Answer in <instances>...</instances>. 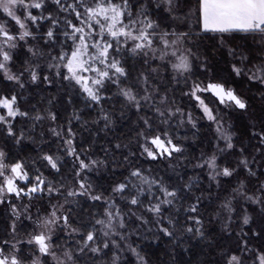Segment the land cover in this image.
Listing matches in <instances>:
<instances>
[{
  "label": "snow or ice",
  "instance_id": "obj_1",
  "mask_svg": "<svg viewBox=\"0 0 264 264\" xmlns=\"http://www.w3.org/2000/svg\"><path fill=\"white\" fill-rule=\"evenodd\" d=\"M180 252L264 264V0H0V264Z\"/></svg>",
  "mask_w": 264,
  "mask_h": 264
},
{
  "label": "trees",
  "instance_id": "obj_2",
  "mask_svg": "<svg viewBox=\"0 0 264 264\" xmlns=\"http://www.w3.org/2000/svg\"><path fill=\"white\" fill-rule=\"evenodd\" d=\"M220 66H223V61L221 60L220 61ZM30 92H32V95L29 97V99L32 101V102H35V100L39 99V94L37 92V90L35 89H30L29 90ZM42 91V90H40ZM208 101L212 102L213 104H215V100L214 98L211 96V95H206L205 96ZM69 111H70V108H69ZM195 111V110H194ZM256 111V114L259 115V111L260 110H255ZM64 113H62L63 115ZM229 117V115H228ZM240 116H238L236 122H233V124L235 125V130L238 131L239 130H242L243 128V121L242 119L239 118ZM132 119L134 120L135 117H132ZM246 124V122H245ZM206 127L205 126H202L201 129L206 132ZM114 134L116 136H127V135H131V125L129 124V122L127 120L119 123V126L114 130ZM111 135V134H110ZM181 135H184V133H181ZM191 136V133L189 134ZM101 138H103V134L101 133ZM200 140V138H199ZM198 140V141H199ZM34 147V145H32L30 142H27L25 147L22 149V152L21 154H28V153H31L32 152V148ZM201 145H198V148H192L189 146V154L192 155V156H196L197 155V152L199 151ZM143 166H151L152 168L154 169H159L161 171L164 170L165 166H164V163L163 162H152V161H148V162H142ZM200 174V173H199ZM200 175H204L205 176V180H206V174L205 173H201ZM185 179H187L189 176H191L190 173H186L185 175ZM175 179V177H173ZM213 198L211 200L207 199V193L205 194L206 196V199H205V204L206 205H211L212 203L215 202V196H216V190L213 189ZM222 195V193H221ZM218 226H212V231H218ZM227 242V240L225 241ZM192 245H193V252L195 253H199L201 248L203 247L202 245H199L197 244L196 241H192L191 242ZM164 247L165 245H152V246H149L146 248V251L151 255L153 261H156L157 257H159L161 260H165L167 259L166 256H164L163 254V250H164ZM178 260L181 262V264H185V262L188 260V255L183 253V252H180L179 256H178Z\"/></svg>",
  "mask_w": 264,
  "mask_h": 264
},
{
  "label": "rangeland",
  "instance_id": "obj_3",
  "mask_svg": "<svg viewBox=\"0 0 264 264\" xmlns=\"http://www.w3.org/2000/svg\"><path fill=\"white\" fill-rule=\"evenodd\" d=\"M179 95V94H178ZM206 95H211L210 93H204V96H206ZM212 96V95H211ZM253 106H254V108H255V110L257 109V110H260V101H259V99L257 98V99H255L254 101H253ZM229 118H231V122L233 123V122H236V120H237V118H238V116H231V114L229 115V117H228V115H226L225 116V119L227 120V119H229ZM240 119H242V121H243V123L245 124V122L247 123L248 121H247V119L244 117V116H240L239 117ZM121 122H123V121H121ZM121 122H119V123H121ZM202 123V126H205L206 128V132H204L202 129H201V131H200V140L199 141H196V142H193V141H191V140H189L188 141V144H189V146L190 147H192L193 149L194 148H198V145H201V149H204L205 151H207V150H209V148H208V145H209V143H210V141H211V139H212V131L207 127V122H204V121H202L201 122ZM238 131H240L239 129H238ZM181 133H184V134H187V135H189L191 132H187V133H185V131L184 130H181ZM190 136V135H189ZM201 149H199V151L197 152V155L196 156H198L199 154H200V150ZM148 161H151L150 159H141V163L142 162H148ZM143 165V164H142ZM145 168H148L147 166H144ZM186 173H190L191 174V176H193V175H195V174H197V173H204V172H201V170L200 169H193L192 167H191V165H188V166H186L183 170H182V174L183 175H185Z\"/></svg>",
  "mask_w": 264,
  "mask_h": 264
}]
</instances>
